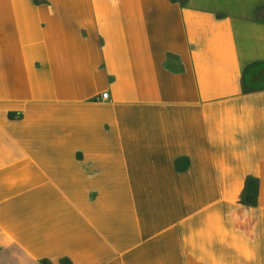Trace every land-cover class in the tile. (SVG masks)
I'll list each match as a JSON object with an SVG mask.
<instances>
[{
    "label": "crops",
    "instance_id": "1",
    "mask_svg": "<svg viewBox=\"0 0 264 264\" xmlns=\"http://www.w3.org/2000/svg\"><path fill=\"white\" fill-rule=\"evenodd\" d=\"M0 264H264V0H0Z\"/></svg>",
    "mask_w": 264,
    "mask_h": 264
},
{
    "label": "trees",
    "instance_id": "2",
    "mask_svg": "<svg viewBox=\"0 0 264 264\" xmlns=\"http://www.w3.org/2000/svg\"><path fill=\"white\" fill-rule=\"evenodd\" d=\"M253 81L254 80L252 78H249L246 81L244 80V86H245L246 90L253 91V90H256L260 86L256 82H253ZM246 201L248 203H252L253 202L251 196H247V200Z\"/></svg>",
    "mask_w": 264,
    "mask_h": 264
},
{
    "label": "built area",
    "instance_id": "3",
    "mask_svg": "<svg viewBox=\"0 0 264 264\" xmlns=\"http://www.w3.org/2000/svg\"><path fill=\"white\" fill-rule=\"evenodd\" d=\"M101 98H102V99L106 98V95H105V94H103V95L101 96Z\"/></svg>",
    "mask_w": 264,
    "mask_h": 264
}]
</instances>
